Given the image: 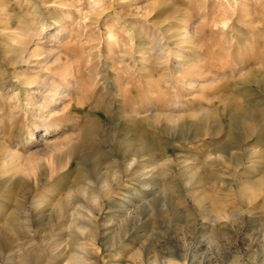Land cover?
<instances>
[{"label": "rangeland", "instance_id": "1", "mask_svg": "<svg viewBox=\"0 0 264 264\" xmlns=\"http://www.w3.org/2000/svg\"><path fill=\"white\" fill-rule=\"evenodd\" d=\"M0 264H264V0H0Z\"/></svg>", "mask_w": 264, "mask_h": 264}, {"label": "bare ground", "instance_id": "2", "mask_svg": "<svg viewBox=\"0 0 264 264\" xmlns=\"http://www.w3.org/2000/svg\"><path fill=\"white\" fill-rule=\"evenodd\" d=\"M57 93V92H56ZM48 142V140H45L42 144L44 145V144H46Z\"/></svg>", "mask_w": 264, "mask_h": 264}]
</instances>
